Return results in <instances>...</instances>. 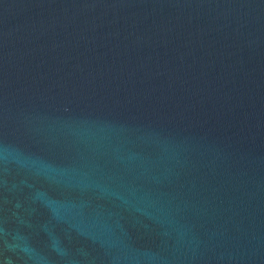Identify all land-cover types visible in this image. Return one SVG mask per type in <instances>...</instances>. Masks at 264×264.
Returning <instances> with one entry per match:
<instances>
[{
    "label": "water",
    "instance_id": "1",
    "mask_svg": "<svg viewBox=\"0 0 264 264\" xmlns=\"http://www.w3.org/2000/svg\"><path fill=\"white\" fill-rule=\"evenodd\" d=\"M0 264H264V0H0Z\"/></svg>",
    "mask_w": 264,
    "mask_h": 264
}]
</instances>
